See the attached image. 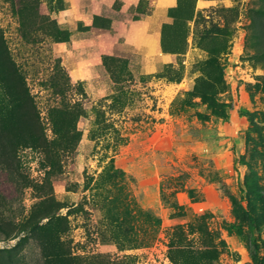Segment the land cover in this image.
Masks as SVG:
<instances>
[{"label": "rangeland", "instance_id": "1", "mask_svg": "<svg viewBox=\"0 0 264 264\" xmlns=\"http://www.w3.org/2000/svg\"><path fill=\"white\" fill-rule=\"evenodd\" d=\"M0 264H264V0H0Z\"/></svg>", "mask_w": 264, "mask_h": 264}, {"label": "trees", "instance_id": "2", "mask_svg": "<svg viewBox=\"0 0 264 264\" xmlns=\"http://www.w3.org/2000/svg\"><path fill=\"white\" fill-rule=\"evenodd\" d=\"M118 171H120V172H121V170H118Z\"/></svg>", "mask_w": 264, "mask_h": 264}]
</instances>
